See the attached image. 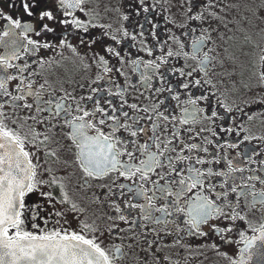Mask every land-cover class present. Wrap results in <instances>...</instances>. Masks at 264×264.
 I'll return each mask as SVG.
<instances>
[{
	"label": "flooded vegetation",
	"instance_id": "obj_1",
	"mask_svg": "<svg viewBox=\"0 0 264 264\" xmlns=\"http://www.w3.org/2000/svg\"><path fill=\"white\" fill-rule=\"evenodd\" d=\"M28 2L31 18L20 0H0L31 27L0 19V123L36 169L21 231L81 236L116 264H240L264 233V37L222 14L226 0ZM45 11L55 20L40 21ZM72 121L92 125L87 147ZM101 136L122 167L93 179L88 154L101 149L90 141ZM150 157L147 180L125 171ZM209 202L218 218L201 237L189 213Z\"/></svg>",
	"mask_w": 264,
	"mask_h": 264
},
{
	"label": "snow or ice",
	"instance_id": "obj_2",
	"mask_svg": "<svg viewBox=\"0 0 264 264\" xmlns=\"http://www.w3.org/2000/svg\"><path fill=\"white\" fill-rule=\"evenodd\" d=\"M17 0H12L15 4ZM60 4L65 8H75L82 2V0H59ZM20 5L23 12L28 17H34L35 13L32 9L38 7L37 3H29L28 0H20ZM0 19L7 21L12 28L21 29L24 31H31V27L28 24H21L19 21H13L8 16H4L0 13ZM40 21H53L55 16L45 11L39 15ZM79 23V21H77ZM40 30L44 33L53 31L44 24H41ZM40 35L38 31L36 33ZM7 35V33H6ZM29 44H33L31 40ZM197 43H203L198 41ZM33 47L48 48L49 45H33ZM207 59V58H206ZM2 63V62H0ZM24 71V69H21ZM260 79L264 81V75L260 76ZM24 81L21 80V84ZM31 87V84L28 85ZM5 91V81L0 80V95ZM24 91L23 88L20 89ZM14 100H20L21 97H13ZM26 108L29 105H24ZM64 110L63 106L57 108V114ZM47 111V109H45ZM99 108L96 112H100ZM2 115V114H0ZM92 113H87L86 116H90ZM107 117V113H103ZM84 117H77L79 120L86 119ZM113 123H116L113 121ZM74 129L75 140L79 143L85 144L86 137L84 136V128H91L92 125H77L75 121H72L68 125ZM132 135H136L133 133ZM70 136L69 139H74ZM108 137L101 136L98 140L90 141L93 146L100 148L101 151L95 154H88L87 164L89 165L88 174L93 179H99L105 174L118 170L122 166H118L116 156L118 152L113 150V146L108 142ZM100 141L104 143L101 144ZM13 145L19 149L13 148ZM24 141L19 136H13L10 131L4 129V125L0 123V150H3L4 154L0 155V264H116V261L109 258L108 255L96 244L95 241H89L83 239L77 235H62L61 232L56 231L50 235H31L30 233L21 231L24 224L25 208L24 198L37 191L36 187L30 182L34 178L36 169L29 161V154L23 150ZM87 147V144H85ZM106 153V155H105ZM51 155V153H49ZM21 157L23 160H21ZM155 157H150L147 162L144 163L143 169H135L128 167L125 169L129 174L136 173L138 171L144 172V179H148L147 171L152 170ZM203 164V161H199ZM23 169V171H22ZM203 175V173H201ZM211 175V173H209ZM126 178H130V175ZM26 181H29L26 183ZM264 195V193H262ZM49 199H51L49 197ZM67 204V199L64 200ZM264 203V201H260ZM192 216L191 227L193 231H197L198 235L203 237L204 233L199 232L200 225L204 224L210 219H217V216L213 215L211 208V202L202 206L196 213H189ZM147 219V217H146ZM214 231H216L214 229ZM228 232H232V228L227 229ZM11 234L10 233H13ZM146 249H142L144 251ZM119 252V249H117ZM121 257L118 256L117 259Z\"/></svg>",
	"mask_w": 264,
	"mask_h": 264
},
{
	"label": "rangeland",
	"instance_id": "obj_3",
	"mask_svg": "<svg viewBox=\"0 0 264 264\" xmlns=\"http://www.w3.org/2000/svg\"><path fill=\"white\" fill-rule=\"evenodd\" d=\"M222 14H241L247 32L264 37V0H226Z\"/></svg>",
	"mask_w": 264,
	"mask_h": 264
},
{
	"label": "water",
	"instance_id": "obj_4",
	"mask_svg": "<svg viewBox=\"0 0 264 264\" xmlns=\"http://www.w3.org/2000/svg\"><path fill=\"white\" fill-rule=\"evenodd\" d=\"M3 154V150H0V155ZM240 264H264V233L249 243L242 254Z\"/></svg>",
	"mask_w": 264,
	"mask_h": 264
}]
</instances>
